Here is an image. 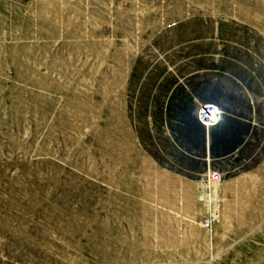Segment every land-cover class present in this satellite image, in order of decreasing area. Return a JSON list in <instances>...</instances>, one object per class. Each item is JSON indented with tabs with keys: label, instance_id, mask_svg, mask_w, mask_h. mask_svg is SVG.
Listing matches in <instances>:
<instances>
[{
	"label": "rangeland",
	"instance_id": "rangeland-1",
	"mask_svg": "<svg viewBox=\"0 0 264 264\" xmlns=\"http://www.w3.org/2000/svg\"><path fill=\"white\" fill-rule=\"evenodd\" d=\"M0 264H264V0H0Z\"/></svg>",
	"mask_w": 264,
	"mask_h": 264
},
{
	"label": "bare ground",
	"instance_id": "bare-ground-1",
	"mask_svg": "<svg viewBox=\"0 0 264 264\" xmlns=\"http://www.w3.org/2000/svg\"><path fill=\"white\" fill-rule=\"evenodd\" d=\"M208 104H213L216 108H217V110H216V115H215V119H214V122L213 123H203L202 121H200L199 119H198V121L200 122V124L201 125H205V126H208V125H211V126H216V125H218V123H221L222 121H221V106H220V104H218V103H207V104H203L202 105V107L204 106V105H208ZM202 107H200V109H199V111L202 109ZM199 111H198V113H199ZM198 117H199V115H198ZM211 171H209V170H207V172H206V174L204 175V179H205V176L207 175V173H210ZM221 177V176H220ZM220 181V180H219ZM219 181H214V182H212V181H204V183L202 184V187H203V189H204V194H203V198H205V201H206V203H207V197H206V194H207V191H208V198H210L211 200H213V201H217V195H216V193H217V185H218V183H219ZM202 198V199H203Z\"/></svg>",
	"mask_w": 264,
	"mask_h": 264
},
{
	"label": "built area",
	"instance_id": "built-area-1",
	"mask_svg": "<svg viewBox=\"0 0 264 264\" xmlns=\"http://www.w3.org/2000/svg\"><path fill=\"white\" fill-rule=\"evenodd\" d=\"M217 108L213 104L204 105L199 111L198 119L203 123H213L216 115ZM220 174L218 172H210L205 176V181H219Z\"/></svg>",
	"mask_w": 264,
	"mask_h": 264
}]
</instances>
